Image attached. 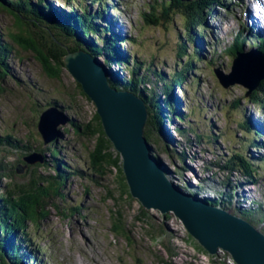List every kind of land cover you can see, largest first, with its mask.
<instances>
[{
    "label": "rangeland",
    "instance_id": "1",
    "mask_svg": "<svg viewBox=\"0 0 264 264\" xmlns=\"http://www.w3.org/2000/svg\"><path fill=\"white\" fill-rule=\"evenodd\" d=\"M46 1L52 8L71 9L69 5H62L57 0ZM223 2L230 4L228 8L219 9L218 4L214 5L212 15L207 16L201 32L205 36L200 37L192 32L186 52L178 58L177 44H180V41L177 36L183 32L184 28V20L181 17L175 16L172 23L167 24L166 27H146L141 23L139 11L149 9L147 6H151L153 0H121L118 8L125 11V15L119 9H114L110 1L108 9L113 21L118 22L117 25L123 29L125 28L126 37L124 41L119 42L120 48L130 56V61L126 65L116 66L124 78L131 77L130 70L126 68L134 67L133 62L136 56L140 60L139 63L153 62L154 69L170 74L172 69L187 66L194 53L195 60L191 65L193 69L187 72L185 85L174 90L177 98L175 114L186 115L185 121L179 122L176 118H171L172 120L168 123L167 119L161 125L167 139L173 144L170 146L160 134V143L166 146L170 156L157 151L158 143L151 136H149L148 144L153 152L158 153L155 159L171 178L170 184L179 192L195 198L189 194H192L193 190L204 189V192L195 193L200 200H203L204 197H217L221 189H226L224 191L231 190L234 197L231 209L234 207L250 209L251 203L254 205L262 203L264 208V197L249 198L245 194L246 186L243 185L250 179L245 178L238 171L228 173L220 167L235 153L242 155L256 167L253 168V171H256L253 177L254 182H258L260 187L264 184V158L257 162L249 156L250 152L254 157L258 153L264 154V151L262 149L256 151L255 148L249 151L248 145L246 146V143L251 145L253 142H259L258 139H253V136L249 135L246 123L250 126L249 120L252 115L257 120H264V107L248 105L244 98L245 89L241 86L221 87L213 74V69L216 67L209 64V62L220 64L221 70L226 74L230 72L232 65V57L227 52V47L231 46L229 45L231 37L227 29L236 26L235 21L233 25L232 17L239 14L242 5L239 0ZM99 8L98 4L91 7L93 10ZM168 15H170L169 12ZM15 22L14 16L0 13V34L6 36L8 33H17ZM107 22L111 24V31L117 33L112 27L116 22L111 23L109 19ZM25 23L29 24L28 21ZM99 23L102 26L106 24ZM211 27H213L214 36L210 32ZM114 28L118 30L116 25ZM35 32L37 33L31 32L30 35L36 44L46 52V49H51L47 35L41 31ZM213 37L216 39L215 45L207 46V42H213ZM132 40L138 42L134 45L131 43ZM195 41L205 44L201 47L204 54L202 58L196 54L197 52L195 53L193 47ZM57 43L61 51L71 47L63 44L61 40ZM242 47L245 54L257 53L250 46ZM208 49L214 53L209 54ZM259 49L262 48L259 47ZM61 51L58 50L54 54L59 58ZM96 60L100 64L103 63L105 70L103 60ZM6 61L7 67L0 68V137L5 133L14 135L19 147L13 150L8 149L6 152L0 151V165L4 166L5 173L11 174L16 171L12 181L0 178V185L7 184L15 192L18 185L26 184L31 180L32 170H39L45 175L55 174L52 165L44 170L37 166L46 161L50 162L47 148L52 142L44 144L37 131L39 115L43 110L48 109L49 103L56 102L62 108L61 110L55 108L60 115L84 125L92 123L96 111L93 103L79 94L74 79L65 69H60L58 78H50L43 73L35 56L19 47L12 48ZM114 68L115 65H112L111 70ZM145 73L144 70L138 71L139 75ZM106 78L108 80L107 76ZM151 80L155 79L151 77ZM235 103L239 104L234 109L232 106ZM69 106L73 107L75 115L68 114ZM165 112L169 114L166 109ZM239 124L245 128L244 134L239 131ZM64 129H67V132H64ZM177 129L185 131L184 135L181 136ZM191 129L195 132L192 133ZM57 130L61 134L57 140L61 162L69 166L71 172L78 169L83 174L75 173L67 176L61 189L63 199L58 204L62 207L61 211L65 213L66 218L58 215L55 209H51L50 217L45 222L32 227L27 226L26 235L33 240L29 256L33 257V254H36L33 264H131L137 260L139 264H163L160 258L171 264H235L226 252L220 251L214 256L201 252L197 242L188 235L182 223L173 214H161L159 211L144 208L141 211L136 199L130 194L123 195L115 169L109 170L105 167V175L93 171L90 167L89 153L94 149L95 138L74 135L69 129V124H61ZM145 130L147 131V128ZM198 135L201 138H197ZM27 149L44 152L45 160L32 165L26 164L23 160ZM181 152L186 153L190 159L179 160L177 155ZM38 155L42 157L41 154ZM89 175L93 178L88 177ZM208 177L211 179L204 180ZM112 196L117 199L124 216L131 247L122 238H116L110 233L109 216L111 210L115 208L110 198ZM237 200L240 204H237ZM74 206H80L79 214L70 216L69 208ZM141 213L150 216L155 231L137 224L135 219ZM255 226L259 233H264V221L256 223ZM162 245L169 246L177 253V256L170 258ZM38 246L44 248L42 253L31 252ZM22 264H28V262L24 261Z\"/></svg>",
    "mask_w": 264,
    "mask_h": 264
},
{
    "label": "trees",
    "instance_id": "2",
    "mask_svg": "<svg viewBox=\"0 0 264 264\" xmlns=\"http://www.w3.org/2000/svg\"><path fill=\"white\" fill-rule=\"evenodd\" d=\"M57 1L62 5H69L71 9L66 10L63 7L52 8L46 0H0V13L4 12L14 16L17 30V33H8L6 36L0 34V68L7 67L6 60L10 56L12 48L19 47L23 51L32 53L40 63L43 73L50 78L56 79L60 74L62 58L64 56L61 52L59 58L54 54L58 50L61 51L57 43L59 40L65 45L78 48L88 53L94 59H102L103 62H105L107 71L106 76L108 77L110 87L116 91L131 93L144 102L147 110V131L145 130L144 136L147 142L149 136L153 137L154 141L158 143L157 151H162L170 156L166 146L160 143V136L166 137L164 129L161 130V125L164 120L171 118H176L179 122L185 121L186 115L175 114L177 98L174 95V90L177 87L185 85L187 72L189 69H193L191 65L193 64V60H195L194 55L191 61L187 63V66L180 69H172L170 74H165L162 71L159 72L154 69L153 62H150V64H145V62L139 63L140 60L135 56L133 62L134 67L126 68L130 70L131 77L124 78V76L117 75V70H111L112 65H126V63L130 61V56L120 48L121 45H119V42L121 43L124 39H122L118 33H113L110 25L105 21L106 13L104 9H108L109 2H107V0ZM223 1L226 0H153V4L147 6L149 9H140L139 17L141 23L146 27H166L167 24L172 23L175 16L181 17L184 20V28L182 29L183 32L177 36L180 41V44H177V57L181 58L184 52H186V46L189 44L192 32H195L200 37L204 36V33L201 32L203 31L207 16L212 15L213 5L218 4L222 8L228 6ZM227 1L230 2V0ZM97 4L101 6V9H91L92 6ZM74 7L76 8L74 9ZM168 12L170 15H168ZM27 21L29 24L25 23ZM99 22L106 24L102 26ZM32 29L41 31L43 34L47 35L51 44V49H46V52L45 49L36 44V41L31 38L30 33L32 32L35 34L37 32ZM137 42L136 40L131 41L134 45ZM260 47L263 48H257L258 51L264 54V45ZM227 52L234 58L237 53H243L244 51L242 44H240V42H235L234 45L227 48ZM210 64L216 68H220L221 66L216 62H210ZM139 70H144L147 74L139 75ZM151 77L155 80H151ZM191 83L193 84L194 80ZM76 87L79 94L86 98L80 86L76 84ZM244 98L248 105L263 108L264 79L259 82L258 86L253 91L248 93V91L245 90ZM238 104L239 103H235L232 108L235 109ZM47 107H56L58 110L62 109L56 102L49 103ZM67 109L68 114L75 115L73 107L69 106ZM165 109L168 110L169 114L165 112ZM68 124L69 129L74 135L95 138L94 149L89 153L90 167L93 171L102 175L106 174L104 171L105 167L109 170L115 169L123 189V195L129 196V191H127L128 187L121 168L120 157L113 150L111 143L106 138L97 114L94 113L91 124L84 125L82 123H77L73 119L68 120ZM246 125L247 132L251 134L247 123ZM244 129L245 128L239 124V131L241 134H244ZM64 132H67V129H64ZM177 132L183 136L185 131L177 129ZM191 132L193 133L195 130L191 129ZM197 138L201 137L199 136ZM167 142L172 144L168 140ZM248 146L252 147L250 144H248ZM17 147H19V144L15 140L14 135L5 133L0 137V151L6 152L8 149L13 150ZM149 151L152 156L156 158L158 153L153 152L150 146ZM47 152L50 156V162L46 161V163L37 166L44 170L49 165H52L55 171L54 175H45L39 170H32V172H30L31 180L26 184L18 185L15 192L12 191L7 184L0 185V264H20V262L24 261L26 263L28 262V264H33L36 254H33V257L29 256L33 240L26 235L27 226L29 225L32 227L41 222H45L50 217L49 210L51 209H55L57 214L62 215L63 218L67 217L64 215L65 213L61 211L62 207L60 204H58L60 203L59 201L63 199L61 189L66 182L67 176L82 172L78 169L71 172L70 167L61 162L60 149L57 146V141L52 142L51 145L48 146ZM32 154H41L42 159L45 160V156H43L44 152L39 153L36 150L30 149L25 151L24 158ZM177 156L181 161L190 159L184 152H181ZM253 164L254 163L248 162L242 155L239 156L234 154L228 162L221 165V169L225 171L230 170L229 172L238 171L245 178L253 180L256 174V171H253V168H256ZM14 173H16V171L11 174H6L4 166L0 165V178L12 181V177L15 175ZM165 173L167 174L166 171ZM25 177L26 176H24V178ZM88 177L91 179L93 178L91 175ZM247 184L248 183H245L244 185ZM224 190L221 189L217 197L203 198L204 202L231 211L233 215L240 217L253 227H256V223H262L264 221V208L262 203H258L257 205L251 203L249 205L250 209H246V207L245 209H240L238 207L231 209V203L234 198L233 194L231 190ZM193 191L204 192V189ZM110 198L115 204V208L111 210L109 216L110 233L116 238H122L125 243L131 247V240L126 231L127 225L120 210V206L118 205V201L113 196ZM237 204H240L238 200ZM252 205L254 207H252ZM69 210L70 216L79 214L80 206L70 207ZM140 210L142 211L141 206ZM135 220L137 224L144 226L145 229L151 228V230L155 231L150 216L141 213ZM150 236H152L151 233ZM160 236H162V234ZM152 239H154V237ZM162 247L170 258L177 256V253L170 249L169 246L162 245ZM199 249L204 254H207L201 248ZM43 251L44 248L38 246L35 251L31 252L42 253ZM160 262L163 264H171V262L169 263L162 258H160ZM131 264H139V261L137 260V262L135 261Z\"/></svg>",
    "mask_w": 264,
    "mask_h": 264
},
{
    "label": "water",
    "instance_id": "3",
    "mask_svg": "<svg viewBox=\"0 0 264 264\" xmlns=\"http://www.w3.org/2000/svg\"><path fill=\"white\" fill-rule=\"evenodd\" d=\"M61 53L62 68L93 103L103 132L120 157L130 196L146 210L173 214L208 255L223 251L235 264H264L263 234L240 217L179 192L166 180L144 136V102L131 93L112 89L104 68L88 53L75 47ZM260 54L237 53L227 74L215 69L221 87L238 85L248 93L253 91L264 79V55ZM55 108L48 107L38 118L37 131L44 144L57 141L61 137L57 127L68 124L69 119ZM38 161L43 159L36 154L24 158L30 165Z\"/></svg>",
    "mask_w": 264,
    "mask_h": 264
},
{
    "label": "bare ground",
    "instance_id": "4",
    "mask_svg": "<svg viewBox=\"0 0 264 264\" xmlns=\"http://www.w3.org/2000/svg\"><path fill=\"white\" fill-rule=\"evenodd\" d=\"M109 1H112L113 5L112 7L114 9H119L120 12H122L124 15H125V11H122L119 7V4L121 2V0H115L116 2H114V0H109ZM119 1V2H118ZM241 9H240V12L239 14L235 15L232 17V20H233V25H234V21H235V25L236 26H233V27H230L227 29V33L230 34V43L229 45H234L235 42H242V46H252V47H259V46H263L264 44V29H262V25L260 23H258L256 20H253V24H251L249 21H248V18H249V10H248V6H247V2L246 0L243 1L241 0ZM214 6V5H213ZM101 7V6H99ZM109 8V7H108ZM112 8V9H113ZM101 9V8H100ZM111 9V10H112ZM104 11L106 12V17H105V21L107 22V19L110 20V22H116V21H113V18H112V15H111V12L110 9H104ZM127 19V18H126ZM108 24L111 26V24L108 22ZM118 22H116V24L112 25L113 29L115 30V32H117L120 37L122 39H125V31L122 27H120L119 25H117ZM115 25L118 27V30H116L114 27ZM125 27V26H124ZM216 27V26H214ZM217 28V27H216ZM210 32L211 34L213 33V27L210 28ZM219 30V28H217ZM122 33V34H121ZM214 36V33L212 34ZM197 36V35H196ZM192 38V36H191ZM213 42L212 41H209L206 43L207 46H211V45H215L216 43V39H214L213 37ZM255 45V46H253ZM205 44L201 43V42H197L195 41L194 44H193V47L195 49V53L196 54H199V56L202 58L204 56L203 54V51H201V47H204ZM263 48V47H262ZM256 50V49H255ZM208 53L209 54H213L214 52L211 50V49H208ZM194 55V53H193ZM192 55V56H193ZM191 61V60H190ZM103 62V61H102ZM105 63V62H104ZM100 64V63H99ZM101 67L103 68V63L100 64ZM108 66V65H107ZM193 67V66H192ZM114 70H117L118 73L117 75L119 76H122L121 75V72L119 70V68L115 65V68ZM105 73L107 74V71H106V66H105ZM251 119L249 120L250 121V132L251 136H253V139H258L259 142H253L251 144V148L248 145V143H246V146L248 147L249 151H251L252 149L255 148L256 151L258 150H263L264 151V120H257L255 119V117L252 115L250 116ZM172 119H175V118H172ZM172 119H168L167 121L169 122L170 120ZM167 122V123H168ZM162 130V129H161ZM163 137V136H162ZM164 139H165V142L170 141L169 139H167V137L164 136ZM168 143V142H167ZM172 143V142H171ZM169 144V143H168ZM173 144H170V146H172ZM251 149V150H250ZM254 152V151H253ZM236 154V153H235ZM251 155H249L251 158L255 159L254 161H257L259 162V160L261 158H264V154H259L254 156L253 157V154L250 152ZM238 155V154H237ZM156 163L158 164L159 166V169L164 173L165 175V178L166 180L170 183L171 181V178L168 176V174L165 173V170L161 168V165L160 163L156 160ZM221 167V166H220ZM187 169V168H186ZM230 171V170H229ZM229 171L227 170V172L229 173ZM250 178V177H249ZM207 179H211L210 177L208 178H205L204 180H207ZM254 180V178H253ZM253 180H249V182H246L248 183L249 185H244L246 186V190L244 189V191L246 192L245 194L249 197V198H257V197H264V184L262 185L261 184V187H260V184L258 182H253ZM202 182V181H201ZM263 183H264V180H263ZM243 184H241L242 186ZM240 186V187H241ZM248 186V187H247ZM174 187V186H173ZM175 188V187H174ZM252 188V189H251ZM256 189V190H255ZM192 199H194L193 197H190ZM248 201V200H247ZM240 202V201H239ZM20 264H22V262H20Z\"/></svg>",
    "mask_w": 264,
    "mask_h": 264
}]
</instances>
